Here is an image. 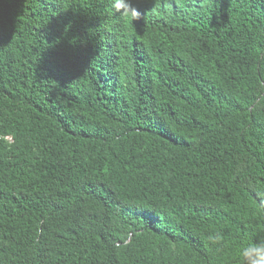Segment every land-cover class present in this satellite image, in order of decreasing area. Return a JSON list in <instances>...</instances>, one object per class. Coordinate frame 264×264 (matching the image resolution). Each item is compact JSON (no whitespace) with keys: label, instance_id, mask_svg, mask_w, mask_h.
Masks as SVG:
<instances>
[{"label":"trees","instance_id":"16d2710c","mask_svg":"<svg viewBox=\"0 0 264 264\" xmlns=\"http://www.w3.org/2000/svg\"><path fill=\"white\" fill-rule=\"evenodd\" d=\"M132 2L0 0V264H237L264 239V0Z\"/></svg>","mask_w":264,"mask_h":264},{"label":"clouds","instance_id":"9594fccd","mask_svg":"<svg viewBox=\"0 0 264 264\" xmlns=\"http://www.w3.org/2000/svg\"><path fill=\"white\" fill-rule=\"evenodd\" d=\"M111 7L126 21L139 20L141 13L134 6L132 0H109ZM14 134L0 135V141L8 144L13 143ZM264 195V194H261ZM211 246L221 247L223 236L219 232L211 233L206 237ZM237 264H264V239L253 238L242 243L235 252Z\"/></svg>","mask_w":264,"mask_h":264}]
</instances>
